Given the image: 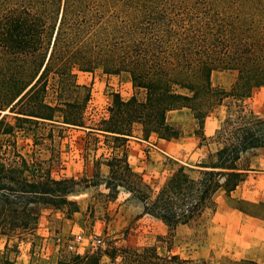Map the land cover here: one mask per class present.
Returning a JSON list of instances; mask_svg holds the SVG:
<instances>
[{"label":"trees","instance_id":"16d2710c","mask_svg":"<svg viewBox=\"0 0 264 264\" xmlns=\"http://www.w3.org/2000/svg\"><path fill=\"white\" fill-rule=\"evenodd\" d=\"M96 68L127 72L142 95L113 94L107 115L88 124L90 92L76 75ZM213 70L236 71L229 90L212 84ZM261 86L264 0H0L1 233L31 232L44 208L68 215L78 210L70 196L81 180L54 178L41 161L21 156L9 139L25 123L41 122L82 129L97 141L102 137L108 155L94 163L108 168L107 196L116 198L118 188H126L144 214L169 230L196 222L213 210L219 190L229 193L244 179L246 154L264 148V114H253L245 104ZM229 98L235 112L206 137L204 119ZM181 108L196 120V137L211 139L216 147L192 171L180 166L150 191L130 166L125 144L130 138L148 141L151 134L179 137L181 128L169 123L167 114ZM107 255H119L121 264L183 261L175 254L160 255L151 245L112 248ZM0 264L15 263L2 258ZM56 264H100V259L62 255ZM223 264L264 263L239 258Z\"/></svg>","mask_w":264,"mask_h":264},{"label":"rangeland","instance_id":"374dc122","mask_svg":"<svg viewBox=\"0 0 264 264\" xmlns=\"http://www.w3.org/2000/svg\"><path fill=\"white\" fill-rule=\"evenodd\" d=\"M76 81L90 92L85 110L88 124L107 115L113 94L122 99H128L132 94L142 95L140 89L133 88L129 74L124 71L118 74L104 73L100 68L92 72L78 71ZM81 92L85 89L81 88ZM222 104L213 113L217 116L221 113L217 126L225 114L235 112L230 98ZM245 104L253 114L263 115L264 86L257 88ZM168 120L181 126L183 123L185 132L182 131V138L169 147L160 146L167 154L151 147L154 138L150 144L130 138L125 145L130 164L150 191L157 190L180 166L192 171L191 168L205 161L208 152L216 147L211 139L198 144L196 138H186L191 134L190 116L186 119L184 114L173 112L168 115ZM134 134L139 136L138 125L134 126ZM213 134L214 131L210 136ZM9 139L21 156L29 162L41 161L54 178L74 177L81 181L77 191L70 196L77 203L76 212L68 215L65 210L44 208L31 232L0 231V259L9 258L15 264H56L62 255H75L68 248L69 244H74L83 250V255L98 256L100 264H121L119 255L115 259L108 257L112 248L146 245L153 246L160 255H177L183 260L180 264H223L225 259L249 256L264 261V228L248 225L238 214L234 216L235 223L226 220L233 205L264 219V203L259 206L238 198L227 200L220 190L214 196V210H206L190 225L169 230L161 221L144 214L141 202L126 188L119 187L116 198L107 196L104 179L108 168L102 163H94L108 155L101 136L97 141L82 129H60L49 122H41L37 125L25 123ZM250 154H246L244 163ZM261 202H264V195Z\"/></svg>","mask_w":264,"mask_h":264},{"label":"crops","instance_id":"0c3cea01","mask_svg":"<svg viewBox=\"0 0 264 264\" xmlns=\"http://www.w3.org/2000/svg\"><path fill=\"white\" fill-rule=\"evenodd\" d=\"M210 79H211V82L213 85L222 87L226 90H229L231 88V86L233 85L235 79H236V71L235 70H221V71L213 70L211 72ZM261 87H263V86H261ZM253 92H252V94H253ZM221 105H223V104L216 106L210 112V114L208 116H206V118L204 119L203 132H204L206 137H209L210 134L213 131H215V129L219 126V125L217 126V119L219 117H221V113H219V116H217L215 114L213 115V113L215 111H217V109L219 107H221ZM185 110H186V112H185ZM173 112L184 114V116H186V119H187V115L190 116L191 121H192V125L190 127L191 134L190 135L188 134V137H186V138H194V139L196 138L198 144H200V140L198 139V137H196V135L194 133V130L196 129V126H197V122L194 119L191 111L187 108L172 110L167 114V120H168V115L170 113H173ZM227 114H225L224 117ZM168 122L171 124L178 125L182 131L185 130V129H183L184 128L183 123L181 126L180 124L172 123L169 120H168ZM138 132H139V136H140L141 130H140L139 126H138ZM184 132H182L179 137L174 138V139H170V140H164L161 138H157L156 135H154V134H151L149 136L148 141H145V140H142L139 138H134V139H137L138 141L148 142L150 144L151 143L150 140L152 138H154L155 143L154 144L151 143L150 144L151 147L154 148L155 150H158L162 153L167 154V152L164 149H162L160 146L162 145L165 147H169L170 144H172L173 142L182 138ZM127 141H129V140H127ZM125 148H126V146H125ZM259 150H261V151H259ZM125 151H126V149H125ZM126 154H127V152H126ZM127 158H128V156H127ZM128 162H129V159H128ZM129 164H130V162H129ZM248 164H249V166H248L249 169L246 171V173L244 175V179L242 181H240V183L235 187V189H233L229 193L225 192L224 190H223V192H224L227 200H235L236 198H238V199H243L244 201H246L250 205H254V203H256L257 205L262 206V204L264 202H261V203H259V202L263 200V195H264V148H259L254 153L250 154L248 157ZM130 166L132 167L131 164H130ZM132 169H133V167H132ZM215 204H216V202L214 200L213 210L215 209V206H216ZM230 210L232 212L230 213L229 218L226 219L229 223H231V224L235 223L236 217H234V216H236L238 214L240 216L242 215L244 222L247 223L248 225H255V226H259V227L264 228V219L262 217L242 212L238 208H236L235 205L230 207ZM247 258L264 263V261L257 260L255 256H249Z\"/></svg>","mask_w":264,"mask_h":264},{"label":"built area","instance_id":"2783aa9c","mask_svg":"<svg viewBox=\"0 0 264 264\" xmlns=\"http://www.w3.org/2000/svg\"><path fill=\"white\" fill-rule=\"evenodd\" d=\"M101 247V244H98ZM68 248L73 250L75 255H83V250L80 247L74 246V244H69Z\"/></svg>","mask_w":264,"mask_h":264}]
</instances>
